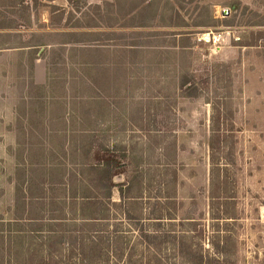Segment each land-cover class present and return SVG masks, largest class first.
I'll return each mask as SVG.
<instances>
[{
    "label": "rangeland",
    "instance_id": "obj_1",
    "mask_svg": "<svg viewBox=\"0 0 264 264\" xmlns=\"http://www.w3.org/2000/svg\"><path fill=\"white\" fill-rule=\"evenodd\" d=\"M68 1L0 0V25L14 23L18 30L31 27L36 38L23 33L20 43L48 44L52 41L47 35L48 24L61 22L66 12L70 29L66 28L58 41H81L92 46L101 35L97 37L98 32L88 28L76 31L77 24L87 27L117 22L107 0ZM155 2L160 14L153 22L183 23L177 42L169 29L157 37L147 31L151 38L143 43L162 48L150 49L147 56L137 54L136 61H141L135 66H93L86 70L84 66H47L46 91L40 87L32 90L38 97L33 126H43V94L55 97L50 111L57 116L64 111L67 100L70 119L66 125L97 131L88 138L106 146L100 151L113 150L121 156L118 161L122 165L117 171L122 173L112 180L127 186L131 183L134 187L129 196H142L139 206L131 205L133 210L139 212L142 208L143 215L149 217L157 213L175 217L176 224L192 217L196 219V233L203 231L195 239L203 248L209 247L206 236L218 232L215 239L219 238L226 250L220 260L227 264H264V0ZM227 31L231 32L229 38L224 36L215 43L202 40L205 34ZM19 40L5 37L0 44L11 46ZM50 56L54 61L55 55ZM16 59L13 52L0 57V215L4 218L9 217L5 212L13 199L12 184L7 180L11 161L7 162L4 154L13 136L3 133V129L9 124L21 127L24 118L20 113L19 120L14 121L12 109L20 107L23 88L7 85L6 78L9 75V80H14L19 73V66L14 74L7 66ZM112 59L118 64L121 58L117 55ZM143 60L146 65H142ZM60 118L52 121L55 127L65 126ZM211 129L216 131L213 135H221L213 152V161L220 165L218 176L216 171L211 174ZM39 138L41 135L32 140ZM46 143L43 136V143L33 147L34 153L45 158L50 152ZM72 149L80 155L75 145L68 152ZM40 158L37 164L43 163L44 158ZM74 177L66 178V182L74 183ZM59 183L48 187L49 195L59 196L58 200L63 197ZM112 200H120L117 188L112 190ZM29 240L25 236V241ZM5 242L0 238V249L7 248ZM5 250L3 256L7 257Z\"/></svg>",
    "mask_w": 264,
    "mask_h": 264
},
{
    "label": "trees",
    "instance_id": "obj_2",
    "mask_svg": "<svg viewBox=\"0 0 264 264\" xmlns=\"http://www.w3.org/2000/svg\"><path fill=\"white\" fill-rule=\"evenodd\" d=\"M211 131V174L216 171L218 176L220 165L213 161V152L221 135ZM105 153L101 162L92 164L90 177L61 184L60 200L43 189L44 182L27 178L20 184L11 220L0 217V238L7 240V250L0 249V264H227L220 260L226 250L215 239L218 232L206 236L208 248L195 241L203 232L196 233V219L183 218L176 224L175 217L158 213L149 217L142 208L133 210L131 205L139 206L142 196H129L131 183L113 182L122 164L110 151ZM113 188L118 190V202L112 200ZM25 236L30 240L25 241Z\"/></svg>",
    "mask_w": 264,
    "mask_h": 264
},
{
    "label": "crops",
    "instance_id": "obj_3",
    "mask_svg": "<svg viewBox=\"0 0 264 264\" xmlns=\"http://www.w3.org/2000/svg\"><path fill=\"white\" fill-rule=\"evenodd\" d=\"M107 1L110 3V12L112 16L118 18L117 22L113 21V23L107 26L95 23L87 27L79 23L74 27L78 29L76 31L88 28L92 29L91 31H95L94 33L97 31L98 34H95L96 36L101 35L100 39L98 38L95 41L96 45L92 46L81 44V41L78 43H72L67 40L58 41V38L63 37L62 35L67 31L66 28L70 29L69 24L66 22V12L61 15L62 20L59 23L53 22V18H51L53 24H48L47 35H49L50 41H52L48 44L20 43L19 39L24 36L23 33H30L31 36L29 37L31 39H33V37L36 38V36H34L35 31H33L31 27L27 30H18L13 26L14 23H11V26L0 25V40L5 37L19 40L18 43L14 42L11 46H6L8 44L5 43L0 44V57L1 55L3 56V53L7 52L16 54V62H7V66L9 67L8 70L12 69V74H14L13 71L16 66H19V73L15 74L14 80H9V75L6 78L8 79L7 85L23 88V94H21V98H19L21 99L20 107L16 106L12 109L14 112V121L19 120L17 117L20 113H22L24 117L23 125L21 126L20 124L21 127H13L9 124L3 129V133L13 136L12 144L10 146L8 145L9 148L6 147L4 154L7 162L11 161V176H7V180L12 184L13 190L12 203L10 208L5 212V214L8 213L9 217L4 218L0 215L4 222L11 220L12 211L14 210L13 206L16 189L19 188L21 190L22 186L20 187V184L25 182L27 178L35 182H44L46 188L44 187L43 189H48L47 191H49L48 182H50V186L52 187L55 185L53 184L55 182H60L59 184L65 183L66 178L71 176H75L74 179H85L86 177H90L92 175L90 173L92 164L98 162V160L102 161L103 155L107 152L100 151V148H105L106 146L104 147V145H101L97 140L88 138L89 136L97 134V131L90 129H74L70 127V125H66L70 119V110L67 106V100H64V111L60 112L61 118L54 112H51L50 105L52 106L56 100L54 99L55 97L48 93L43 94L40 98L43 110V112H41L42 117L40 121L43 126L40 125L39 128L33 126V115L36 113L34 105L38 97L32 93V90L40 87L43 91H46L48 86L47 66H84V70L93 66H118L119 64L121 66H135L136 63L141 61H136L137 54L147 56L151 54L152 50L150 49L154 48L156 51H159V49L162 48L161 45H145L143 43L144 39L151 38L146 35L149 31H152L151 34L154 33L155 37H157V35L163 31V34H166L165 30L169 29L172 31L171 38L174 39V42H177V39L182 36L183 23L177 25L173 23L158 24L153 22L160 14L158 13L159 9L156 6L155 0ZM65 3L69 4V1L66 0ZM54 13L55 11L52 15ZM80 13L81 12L78 14ZM212 19H214L213 15ZM123 20L126 22L121 23ZM102 29L107 30L104 31ZM176 30H179V33H177ZM224 33L226 38H229L231 35L230 31ZM103 35H105V37ZM164 36L166 38L167 35ZM105 42H107V44H104ZM0 43L3 42L0 41ZM174 47L176 48V45ZM166 49L169 48L166 47ZM50 55H55L54 61ZM117 55L121 58L118 64L112 59V57ZM54 62L55 64H53ZM142 65H146L145 61ZM29 71L30 74H28ZM52 111L54 110L52 109ZM58 117L64 120V127H55L56 125H53L52 121ZM138 133L143 134V131ZM20 135L27 136L28 138L22 139L19 137ZM37 135H41V138L33 141L32 138ZM43 136H46V144L50 151L45 158L43 157L44 155L35 154L33 150V147L39 145V142L43 143ZM73 145H75V149L80 150V155H76L73 149L70 153L68 152L69 147ZM20 148H24L25 151L20 153ZM110 152L111 157L119 163L118 159L121 156H119L116 151L110 150ZM40 157L44 158L43 163L37 164L36 160L41 159ZM58 161L64 162L57 166L56 163ZM119 174L120 173L116 170V174L112 179ZM60 186H62L64 190V186Z\"/></svg>",
    "mask_w": 264,
    "mask_h": 264
},
{
    "label": "built area",
    "instance_id": "obj_4",
    "mask_svg": "<svg viewBox=\"0 0 264 264\" xmlns=\"http://www.w3.org/2000/svg\"><path fill=\"white\" fill-rule=\"evenodd\" d=\"M225 36V33H220V34H216V35H210V34H205L203 37H202V40H204L205 42H212V43H215L219 40V38H224Z\"/></svg>",
    "mask_w": 264,
    "mask_h": 264
}]
</instances>
